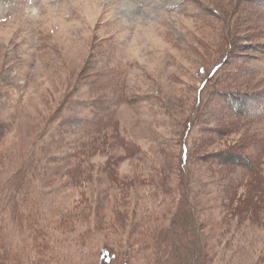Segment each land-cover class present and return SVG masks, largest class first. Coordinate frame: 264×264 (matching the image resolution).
Listing matches in <instances>:
<instances>
[{
  "label": "rangeland",
  "instance_id": "1",
  "mask_svg": "<svg viewBox=\"0 0 264 264\" xmlns=\"http://www.w3.org/2000/svg\"><path fill=\"white\" fill-rule=\"evenodd\" d=\"M184 204L211 264H264V0H0V227L23 264H99L108 246L147 264L137 245Z\"/></svg>",
  "mask_w": 264,
  "mask_h": 264
},
{
  "label": "trees",
  "instance_id": "2",
  "mask_svg": "<svg viewBox=\"0 0 264 264\" xmlns=\"http://www.w3.org/2000/svg\"><path fill=\"white\" fill-rule=\"evenodd\" d=\"M235 95L230 96L226 94L225 97H223L225 102L227 103L229 115L235 119H244L251 121L252 123H258V116L255 115L254 119H251L250 112L248 114V111L246 109L247 105L244 99L240 96ZM111 117L112 115L109 114L104 115L102 118L107 119ZM107 120L109 121L110 119ZM105 124L99 123L95 125V130L90 134H97L99 136L103 129L102 127H100V125ZM90 134L89 136H91ZM98 142H100V139L98 137L96 138V140L91 139L92 144H96ZM187 151V148L184 147L182 152V162H184L185 164L188 160ZM234 163H236L237 169H241L244 172L257 171L253 170L254 167L252 166V163H250V159L247 157L239 159L237 157ZM27 185L25 184L24 186L27 187ZM15 191L16 190H14L13 192ZM27 192L28 190L25 193ZM183 202H185L184 198ZM16 207L18 206L14 204L13 209ZM26 219V225L31 228L27 231L29 237L27 236L28 239H26V242L29 244L30 248L32 247L31 249L35 252V254H38V256H43L45 255L46 251L48 252V249L49 251H51V240H48L46 238L49 233L45 231L46 236L45 234H42L44 230H41L42 226L39 227V223L36 222L34 216L32 217L27 215ZM13 222L20 223V220L18 219V217H16L15 221ZM17 226L19 227V225ZM98 226L102 227V223L98 224ZM98 226L95 227V231L97 230L96 228H98ZM202 230H204V224L199 220L198 217L192 214V211L189 206L184 204L182 207H180L178 211H176L173 223L171 221L167 226L161 228V230L157 233L155 239L149 241L147 244L137 246L145 247L146 250L149 247H152L154 252H152L151 258L150 256L147 257V264H149V259L152 264H211L212 257L210 251L206 250V247L208 245L203 243L205 238L202 234ZM21 235L22 237L25 236L23 234ZM22 240L19 241L20 250L18 252L16 247L14 248V246L8 244V238L6 236V233H4L3 228L0 227V264H23L22 258H20V256L24 255L25 250H28V246L26 245L25 241ZM133 247H130L129 249L125 250L124 254H126V252L128 250H131ZM122 252V247L119 246H116V248L114 246H108V248L103 247L98 253V262L99 264H129L131 259H127L129 262H119V254H123ZM56 260L57 259H55V261ZM49 261L53 260L50 259Z\"/></svg>",
  "mask_w": 264,
  "mask_h": 264
},
{
  "label": "bare ground",
  "instance_id": "3",
  "mask_svg": "<svg viewBox=\"0 0 264 264\" xmlns=\"http://www.w3.org/2000/svg\"><path fill=\"white\" fill-rule=\"evenodd\" d=\"M229 66V65H228ZM204 132V131H203Z\"/></svg>",
  "mask_w": 264,
  "mask_h": 264
}]
</instances>
